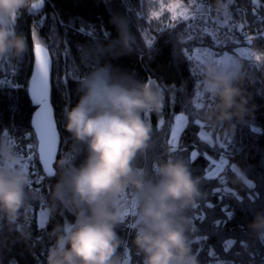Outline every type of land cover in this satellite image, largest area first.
<instances>
[{
    "label": "clouds",
    "instance_id": "9594fccd",
    "mask_svg": "<svg viewBox=\"0 0 264 264\" xmlns=\"http://www.w3.org/2000/svg\"><path fill=\"white\" fill-rule=\"evenodd\" d=\"M43 3L0 0V61L9 66L23 61L29 42L19 20ZM228 3L214 0L215 10L226 12ZM110 23L117 35L107 45L81 47V59L90 67L77 79L78 98L64 113L73 146L57 162V179L47 205L49 215L63 207L73 218L55 223L48 232L51 242L45 264H130L127 247L120 251L123 242L117 231L126 219L122 202L126 190L134 193L132 244L142 264H200L193 249L192 234L198 228L192 212L207 196L202 177L194 175L189 159L179 155L157 159L151 168L138 164L152 145L153 126L145 114L161 110L163 95L154 83L102 61L104 54L115 57L134 50L129 17L115 13ZM253 54L264 65V50ZM246 79L249 73L239 60L226 68L206 59L201 86L211 105L202 117L212 124L246 123L254 113L245 95ZM81 153L83 159L77 163ZM232 172L229 179L244 184L247 173L237 164ZM41 199L15 138L0 135V232L15 234L12 243L23 242L30 250L42 243L31 228V208ZM248 231L264 243V209L255 211ZM242 248L247 251L249 242L244 241Z\"/></svg>",
    "mask_w": 264,
    "mask_h": 264
},
{
    "label": "trees",
    "instance_id": "16d2710c",
    "mask_svg": "<svg viewBox=\"0 0 264 264\" xmlns=\"http://www.w3.org/2000/svg\"><path fill=\"white\" fill-rule=\"evenodd\" d=\"M169 1L189 3L191 0ZM259 1L264 3V0ZM152 3L153 0H44L40 9L32 15L22 16L19 20V27L28 38L29 52L16 66H9L0 61V135L7 133L14 137L17 150L22 156H28L31 152L27 145L34 135L30 123L34 108L27 93V81L33 61V30H37L43 36L53 34L59 43V51L51 48L48 50L52 59L50 100L61 141L53 165L54 175L48 177L41 173L45 175L39 191L42 199L35 202L31 208L33 236L41 237L42 243L36 244L30 250L23 242L12 243L15 234L8 233L5 229L0 232V240L3 241L0 244V264H10L11 261H15V264H45L46 248L51 242L48 232L55 223H63L73 218L68 209L60 207L53 215L47 212L43 230L37 222L39 211L47 209L52 186L57 179V162L62 153L73 146V140L64 127V113L78 98L77 79L90 67L81 59V47L95 49L98 45H107L115 38L117 33L110 23V17L115 13L129 17L135 35L134 50L115 57L104 54L102 61H110L120 69L152 81L161 89L163 95L161 110L145 116L153 126L152 145L138 164L151 168L153 161L157 159L179 155L189 159L194 175L202 177V187L207 196L199 202V208L192 212L198 228V231L192 234L193 249L200 264H264V243L255 240L248 231V223L255 211L264 209V65L250 62L246 66L245 61L243 64V68L249 73V79H246L243 85L245 95L249 98V107L254 106V113L246 123L234 122L233 126L226 122L212 124L206 121L202 113L210 107L211 101L208 97L204 98L200 103L203 107L193 110V105L199 102L194 100L199 89L192 71L193 60H189L188 56L192 55L193 48L196 49L197 46L227 52H230L233 46H219L210 40L211 37L201 42L189 39L187 27H193V20L190 18L189 21L172 22L174 28L170 25L161 27L159 22H155L151 33L153 45L150 47L142 32L149 26L146 17L153 7ZM208 7L215 10L214 0H208ZM256 10L252 0H234L233 3H228L227 9L232 19L243 23L247 33L256 38L252 44L246 43L254 51L264 50V39H260L258 35L254 36L258 34L255 26L261 24V19L264 21V13ZM93 28L95 36L90 37L87 32ZM105 32L110 33V36L105 37ZM239 45L234 43L235 48ZM6 74L8 76H5ZM179 112L190 119L195 116L201 124H185L179 146L172 152L167 139L173 118ZM161 119L164 124L158 127ZM201 129L211 135L212 142L200 138ZM193 151L198 153L197 159H190V153ZM221 157L228 161L224 170L219 176L208 175L209 170L213 168L212 161L220 160ZM82 159L83 153L76 162L79 163ZM233 164L239 165L247 173V178L257 185L255 190L260 194L253 211L247 216L242 211L241 204L232 195L249 194L245 184L234 183L229 179L233 176ZM35 166L36 169L41 168L38 157ZM35 179L34 176L32 187L37 189ZM217 188L221 191L217 192ZM229 189L231 191H228ZM209 205L213 207L209 208ZM243 205L248 207V201L245 200ZM228 211L234 213L232 219L228 218ZM197 216H203L204 219L197 220L194 218ZM242 222L245 225L243 230ZM117 231L123 242L120 251L123 252L127 247L131 257L130 264H142L141 257L136 254L132 244L134 229L127 219ZM237 240L240 243H233ZM244 241L250 244L247 251L242 248Z\"/></svg>",
    "mask_w": 264,
    "mask_h": 264
},
{
    "label": "snow or ice",
    "instance_id": "6c2138e0",
    "mask_svg": "<svg viewBox=\"0 0 264 264\" xmlns=\"http://www.w3.org/2000/svg\"><path fill=\"white\" fill-rule=\"evenodd\" d=\"M234 0H229V4L233 3ZM252 3L256 5V0H252ZM182 7L181 5L171 4L167 6L168 11L172 12L173 15L171 19L173 21L176 20H184L189 21L191 19H195V16H191L189 14L188 9H184L183 11H179V8ZM196 12L199 14L200 18H204V10L206 9L209 13L208 18L211 19L210 16V8L208 7V0H199V3L194 5ZM161 12H152L151 17L155 19H159L161 16V13L165 9V5L161 3L160 5ZM225 19H228V13L226 12ZM170 27H175V25H170ZM233 27H236V25H233ZM239 27L241 29L244 28L243 24H240ZM87 35L90 37L95 36V29L87 32ZM105 37H109L110 33L105 32ZM258 36L260 39H264V32L258 33ZM33 37L35 38V33H33ZM192 37H189L191 39ZM232 42H234L236 45H239V40H236L234 37L231 38ZM244 39L247 41L248 44H252L253 40L256 39L253 36H248L245 34ZM218 43L220 41H217ZM224 42H228L227 38ZM148 44L151 47L153 45V41L151 39L148 40ZM201 50L196 49V54L189 55V60H197L198 67L197 71L198 73L202 74V66L203 62L206 59H214L218 64L223 65L224 67H231L234 63V59L232 56H229L227 54L220 55L218 53L212 52L210 49L203 52V54H200ZM236 52L240 57H246L247 59H255L256 62H259L260 57L257 55L254 57L253 52H251L247 48H241L237 47ZM43 53V55H42ZM218 57V58H217ZM35 58H36V65L37 70L36 73L32 76V96L33 101L40 106V110L36 113V119L34 120V123L36 125L37 133L39 134L40 143H39V162L42 163V168H37L35 171V184L38 186L37 190L40 191V187L42 186L43 181L45 180V175H42L41 173H47L48 175H54V173L51 171V161L56 153V145H57V133H56V124L52 120V109L48 102V59H47V53L46 50L42 47L41 43L37 40L35 43ZM153 83L152 81H149ZM204 93H201L199 90L197 91V96H201ZM203 105L200 103H197L193 105V110L202 108ZM145 116H148V113L145 114ZM177 123L172 126L171 128V138L167 140V143L171 146L170 151L175 152L179 146V142L181 140V132L184 130L181 128V125L179 121L184 120L187 123H192L195 125H200L201 121L199 119H196L195 116H192L191 119L188 116H184L183 114L178 115L175 117ZM164 124L163 119L159 120L158 127H161ZM5 135H8L5 133ZM29 151L33 150V145L29 143L27 145ZM198 153L196 151H193L190 153V159H197ZM25 159L24 156H22V161ZM27 160L29 163L32 164L33 167L36 165V158L34 156H27ZM29 163H23V166L29 170ZM228 161L225 160L223 157L220 158L219 163L215 160L212 161L213 167L216 169V175L219 176L220 173L224 170V166L227 165ZM211 172V169L209 170ZM33 184V181L31 180V185ZM244 184L248 190L247 196H242L237 193H232L234 199L241 204L242 211L245 213V216L248 215L249 212L253 211V206L255 205L256 201L260 198V194L255 190L257 185L252 182L250 179H246L244 181ZM217 192H220L221 189L217 188ZM228 191H231L230 189ZM124 195H127V192L125 191ZM247 200L248 201V207H244L243 202ZM213 207L212 205H209V208ZM132 208H135V198H132ZM199 206H197V209ZM129 211H125V216L127 217L129 215ZM134 215V213H133ZM43 216V213H42ZM227 216L229 219H232L234 217V213L232 211L227 212ZM197 220H203V216H197L194 217ZM45 219L41 218L39 221V227L43 230L45 228ZM245 227L244 223H241V230H243ZM200 239V237H198ZM233 243H240V241H233ZM131 259V257H130ZM10 264H15V261H11Z\"/></svg>",
    "mask_w": 264,
    "mask_h": 264
},
{
    "label": "rangeland",
    "instance_id": "374dc122",
    "mask_svg": "<svg viewBox=\"0 0 264 264\" xmlns=\"http://www.w3.org/2000/svg\"><path fill=\"white\" fill-rule=\"evenodd\" d=\"M161 3H163L165 5V9L161 13L160 18L159 19L152 18L151 17L152 12H161V8H160ZM197 3H199L198 0H191L189 3L172 2L169 0H160V4L155 5L154 0H153V3H152L153 7L148 11L147 17H146V20L149 22V26L146 27L142 32L143 37H145V41L148 43V40L152 39L153 36L151 33L153 32L152 28H154L155 22H159L161 24L160 26L162 27V26H166V25H171L172 22L182 21V20L173 21L171 19L173 13L168 11V9H167L168 5L176 4V5L182 6L179 8V11H183L184 9H188L190 17L191 16L196 17L195 19H192L193 20V27L192 28L187 27V29H188L187 31H189V34H190L189 37L190 36L192 37L191 39H194V40H197L198 42H201V41H206L209 37H211V39L210 38L209 39L213 40L214 43H218L217 41H220L217 44L219 46H221V45H225V46L232 45L233 46V48L230 52L223 51V50H222L223 52L220 50L216 51V49L197 46L196 49L201 50V52H200L201 55L203 54L204 51L210 49L212 52L218 53L220 55L227 54L229 56H232L234 60H239L242 63V65L244 64V61L246 63V66H248L250 62H256L254 59L249 60L246 57H240L238 55V53L236 52L234 42H232L231 38L234 37L236 40H239V42H240V45L238 47L247 48L251 52H254V50L246 44L247 41L244 39L245 34L248 36H251V35H249L247 33L246 27H244L243 29H241L239 27V25L243 24V23H239V21H234L232 19V16L228 13V11H226L228 13V19L226 20L225 19L226 12L218 13L216 10H213L210 7L209 8L211 10L210 11L211 19L208 18L209 13L206 9L204 10V18L201 19L199 14L195 10V7H194V5ZM254 7H255V10L258 9V12L262 11L264 13V3H261L259 0H256V5H254ZM260 16H262V15H260ZM262 18H264V16ZM260 23L261 24L255 26L256 31L258 33L264 32V21L261 19ZM38 24L40 25L41 21L38 22ZM233 25H236V27H233ZM33 33H35V38L32 36L34 47H35L36 41L38 40L42 45L46 46L48 49L51 48L54 51H57L59 49L58 48V46H59L58 40L56 39V37L53 34H50L49 36L48 35L43 36L37 30H33ZM257 35L258 34H254V36H257ZM226 38H227L228 42H224L226 40ZM196 49L194 47L193 52H191V54L193 56L196 54ZM65 50H66V48H65ZM193 61L191 62L192 63L191 64L192 65V71L196 76V80L198 81V89L201 93H204L202 90V86H201L202 74L198 73V71L196 70L199 62L195 59H193ZM5 76H8V75L6 74ZM207 97L208 96L204 93L201 96L196 95L194 100H197V101H199L198 103H201V100H203L204 98L206 99ZM181 114L186 116L182 112L176 113L174 118H173L171 128L173 125H175L177 123L175 117L178 115H181ZM179 123L181 125V128L183 129L186 122L184 120H181V121H179ZM171 128H170L168 139L171 138ZM199 136L201 139L206 140L208 142L213 141V138L211 137V135L207 131H204L202 129L199 132ZM30 143L33 145V150L29 153V155L35 156V158H36L37 157L36 139H35L34 135H32ZM24 157H25V159L22 161V163H29L27 160V156H24ZM216 162L218 164L219 160H217ZM35 171H36V166L33 167L32 164L29 163L28 172H29V176H30L31 180L35 176V174H34ZM208 175L215 176L216 175V169L214 167L211 168V172L209 171ZM126 192H127V195H124V194L122 195V202H123V206H124L125 211L130 210L129 215L126 217V219L128 220V224L131 225L134 222V218H135L133 215V213H135V208H132V198L134 197V193L131 190H126ZM42 213H43V216H42ZM41 218H44L45 220L47 219V209H42L37 214V222L38 223H39ZM213 264H217V263H213ZM219 264H222V263H219Z\"/></svg>",
    "mask_w": 264,
    "mask_h": 264
},
{
    "label": "water",
    "instance_id": "95a60500",
    "mask_svg": "<svg viewBox=\"0 0 264 264\" xmlns=\"http://www.w3.org/2000/svg\"><path fill=\"white\" fill-rule=\"evenodd\" d=\"M40 8H38V9H40ZM42 47L46 50V53H47V59H48V102H49V104L51 106V109H52V113H51L52 120L56 124V133H57L56 153H55V155H54V157H53V159L51 161V171L54 173V167H53V165H54V163L56 161L57 153H58V150H59V147H60L61 138H60L59 130H58V127H57V122H56V119H55L54 110H53V107H52V104H51V100H50V94H51V80H50V77H51V71H52L51 70L52 69L51 68L52 67V59H51V56H50V53H49L48 48L46 46H44V45H42ZM42 55H43V53H42ZM36 70H37V65H36L35 47H34V49H33L32 69H31V73H30V76H29V79H28V82H27V93H28V96L30 98L32 107L34 108V110L32 112V115H31V121H30V123H31V127L33 129V132H34L36 141H37L36 152H37V156H38V160H39V143H40V138H39V134L37 133L36 125L34 123V120L36 119V113L40 110V106L33 101V96H32V86H33L32 85V76H33V74L36 73ZM39 164H40V166L42 168L43 167L42 163L39 162ZM44 174L46 176H48V177L52 176V175H48L47 173H44Z\"/></svg>",
    "mask_w": 264,
    "mask_h": 264
},
{
    "label": "bare ground",
    "instance_id": "6f19581e",
    "mask_svg": "<svg viewBox=\"0 0 264 264\" xmlns=\"http://www.w3.org/2000/svg\"><path fill=\"white\" fill-rule=\"evenodd\" d=\"M33 62V61H32ZM32 69V68H31ZM50 80H51V77H50ZM28 82V81H27ZM35 136V135H34ZM36 139V138H35ZM36 145H37V141H36ZM38 157V156H37Z\"/></svg>",
    "mask_w": 264,
    "mask_h": 264
}]
</instances>
